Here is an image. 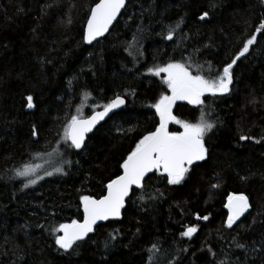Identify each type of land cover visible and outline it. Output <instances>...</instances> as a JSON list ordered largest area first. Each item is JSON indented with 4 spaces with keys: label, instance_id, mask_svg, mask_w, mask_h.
<instances>
[{
    "label": "trees",
    "instance_id": "obj_1",
    "mask_svg": "<svg viewBox=\"0 0 264 264\" xmlns=\"http://www.w3.org/2000/svg\"><path fill=\"white\" fill-rule=\"evenodd\" d=\"M98 1L0 0V264H264V29L256 31L264 0H127L110 33L87 45ZM253 35L227 93L175 110L182 122L198 123L203 113L214 125L204 136L206 159L179 184L150 174L120 220L60 248L56 229L82 219V197H102L159 127L154 105L170 90L149 69L181 63L215 79ZM117 96L125 107L82 150L62 142L79 106L87 117ZM182 129L173 123L170 132ZM56 150L62 171L25 187L17 171ZM231 195L246 196L250 207L229 228ZM189 227L197 231L182 235Z\"/></svg>",
    "mask_w": 264,
    "mask_h": 264
},
{
    "label": "snow or ice",
    "instance_id": "obj_2",
    "mask_svg": "<svg viewBox=\"0 0 264 264\" xmlns=\"http://www.w3.org/2000/svg\"><path fill=\"white\" fill-rule=\"evenodd\" d=\"M125 0H99V3L91 9V16L87 21V31L85 41L91 43L98 36H102L109 28V25L116 19L120 9L124 6ZM207 16L205 13L200 19ZM264 29L261 23L257 32ZM167 39H172L171 32ZM256 40L253 35L244 44L239 55L223 68V73L215 79H207L200 74L193 75L189 67L184 64L170 63L164 67L149 69L153 75L160 76L166 74L164 83L170 90L171 95H163L159 102L154 105L159 115V127L154 132L145 135L135 146L134 150L127 156L121 165L123 174L111 180L107 185V194L101 199H94L90 196L82 197L83 204V223L72 221L71 224H61L57 231L63 232L62 236L56 238V243L65 250L73 244L82 240L88 233L93 231V225L97 221L107 220L109 217H119L121 209L124 207L125 198L129 195L133 186L140 187L146 175L153 170H163L169 184H179L185 178L190 165L197 161H203L207 156V149L204 145V136L211 131L214 125L208 122L203 113L198 123L182 122L176 120L172 114V107L178 100H186L189 104L200 105L201 97L205 93L216 95L224 94L230 89L232 84L231 69L240 57L249 51V46ZM87 98V94H85ZM32 97H27L28 108H32ZM124 104V100L117 96L107 105L103 106L102 111H95L88 118L82 115H73L65 128L64 139L68 147L80 149L84 145L86 134L115 108ZM169 121H175L183 128L182 132H169ZM35 134V130H34ZM246 139V137H241ZM57 172L62 169L57 168ZM35 173V168L25 165L23 170L17 171L21 177H29ZM51 176L52 172H47ZM43 179V177H39ZM37 180L32 179L29 184H36ZM26 184L25 187H28ZM229 209L227 226L231 228L233 224L249 210V202L244 195H231L228 197ZM204 219H208L204 217ZM197 229L189 227L182 235L191 237ZM155 247V246H153Z\"/></svg>",
    "mask_w": 264,
    "mask_h": 264
},
{
    "label": "water",
    "instance_id": "obj_3",
    "mask_svg": "<svg viewBox=\"0 0 264 264\" xmlns=\"http://www.w3.org/2000/svg\"><path fill=\"white\" fill-rule=\"evenodd\" d=\"M97 3H99V1H98ZM97 3H96V4H97ZM96 4H95V5H96ZM95 5H94L92 8H94ZM126 5H127V0H125V4H124V6L120 9L119 13L117 14L116 19L112 22L111 25H109L108 30H107L102 36H98V37H97L95 40H93L91 43H87L86 41H85V43H86L87 45H92V44L95 43L96 41L101 40V39H103L104 37H106V36L110 33L111 29L113 28V26L115 25V23L117 22V20L119 19V17H120L121 14L123 13V11L125 10ZM90 16H91V12H90L89 18H90ZM89 18H88V19H89ZM86 31H87V23H86V26H85V35H86ZM85 35H84V40H85ZM202 97H203V96H202ZM202 97H201V98H202ZM120 98L124 100V104L121 105V106L118 107V108L113 109V110L108 114V116L104 118V120L100 121V122L95 126V128H93V130H92L91 132H89L88 134H86L85 141H84V145H85V143H86V141H87L89 135H91V134H92V133H93V132H94V131H95V130L101 125V124H103L106 120L110 119V118H111V117H112V116H113L118 110H120V109H122L123 107H125V105H126V103H127V100H126L124 97H120ZM179 104H185V105L187 104V105H190V106H196V105H194V104H189L186 100H178V101H176V103H175V104L173 105V107H172V114H173V116H175V110L177 109V107H178ZM102 110H103V108H102V109H99V110H96V111H102ZM92 114H94V112H93ZM92 114H90L89 116L84 117V118H88V117H90ZM174 122H175V121H169V123H168V131H169V132H170L171 126H172V124H173ZM84 145H83L80 149H75V148H74V149H75L76 151H80V150H82V149L84 148ZM195 163H196V162H194L192 165H190V166H188V167L193 166ZM159 171H163V170L161 169V170H159ZM159 171H157V170H153L152 172H150V173H148V174L146 175L145 179H146L150 174H152V173H154V172H159ZM121 174H123V171H122ZM121 174H120V175H121ZM114 179H115V178H114ZM145 179H144V180H145ZM144 180L142 181V185H143ZM142 185H141L140 187L133 186L132 189H130L129 195L125 198V204H124V207L121 209V212H120V216H119V217H109L107 220L97 221L96 224L93 225V231L90 232V233H88V235L85 236L82 240H85L89 235H91V234L94 232V230L96 229V227H97L98 225H100V224H102V223H105V222H107V221H111V220H120V219L122 218L123 210H124V208H125V206H126V201H127L128 198L130 197L132 191H133L134 189L141 188ZM106 194H107V189H106V192H105V194H104L103 196H105ZM103 196H102V197H103ZM102 197H100V198H94V199H101ZM227 204H228V203H227ZM245 214H246V212L244 213V215H245ZM244 215H243V216H244ZM243 216H241L237 221H239ZM83 219H84V214H83L82 219H81L80 221H78V222H79V223H83ZM237 221H236V222H237ZM82 240H78V241H82ZM78 241H76V242H78ZM76 242H75V243H76Z\"/></svg>",
    "mask_w": 264,
    "mask_h": 264
},
{
    "label": "rangeland",
    "instance_id": "obj_4",
    "mask_svg": "<svg viewBox=\"0 0 264 264\" xmlns=\"http://www.w3.org/2000/svg\"><path fill=\"white\" fill-rule=\"evenodd\" d=\"M173 64H181V63H173ZM160 76H163L164 78H166V74H164V73H161ZM169 95H171V92H170ZM84 107H85L84 105L79 106L78 109H77L76 115L78 114V110H79V114L84 117L86 115V110L84 109ZM174 123H176V122H174ZM182 131H183V129H182ZM62 142H66L64 137L62 139ZM56 153H57V150L54 151V152H51L52 155H49V156H47V154H44V155L40 156L39 159L36 162L27 164V165H30V166L35 168V173L33 175L29 176V177H22V178L27 179L28 180V184H29V181L32 180V179H36L37 182H38V181L41 180V179H39V177H43L44 178V177L49 176V175L46 174L47 172H52L53 174L54 173H58L56 171V169L57 168L62 169V161H59V158L55 156ZM23 168H24V166L20 170H23ZM29 185L33 186V184H29ZM62 235H63V232H62Z\"/></svg>",
    "mask_w": 264,
    "mask_h": 264
},
{
    "label": "bare ground",
    "instance_id": "obj_5",
    "mask_svg": "<svg viewBox=\"0 0 264 264\" xmlns=\"http://www.w3.org/2000/svg\"><path fill=\"white\" fill-rule=\"evenodd\" d=\"M123 97V96H122ZM102 109V108H101ZM93 113V112H92ZM249 212V211H248ZM244 217V216H243ZM242 219V218H241Z\"/></svg>",
    "mask_w": 264,
    "mask_h": 264
},
{
    "label": "flooded vegetation",
    "instance_id": "obj_6",
    "mask_svg": "<svg viewBox=\"0 0 264 264\" xmlns=\"http://www.w3.org/2000/svg\"><path fill=\"white\" fill-rule=\"evenodd\" d=\"M205 94H206V93H205ZM248 211H249V210H248ZM248 211H247V212H248ZM247 212H246V213H247Z\"/></svg>",
    "mask_w": 264,
    "mask_h": 264
}]
</instances>
